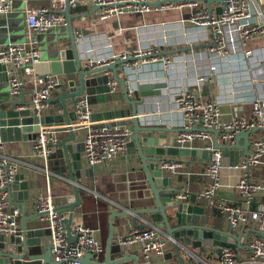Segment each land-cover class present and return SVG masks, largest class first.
<instances>
[{
	"label": "crops",
	"instance_id": "obj_1",
	"mask_svg": "<svg viewBox=\"0 0 264 264\" xmlns=\"http://www.w3.org/2000/svg\"><path fill=\"white\" fill-rule=\"evenodd\" d=\"M192 1L195 2L183 8H171L166 4H159L157 9L148 13L126 10L103 20H94V14L99 8H96L97 4L93 0H80L75 8H71V12L78 15L72 19V24L77 39L79 57L85 68L90 67L86 60L88 48H95L94 50H97L98 55H106L107 52H110L115 56L120 53L132 55L140 49L150 47H157L160 51L172 50V52L166 53L172 60L170 65L163 68L159 66V70L154 68L152 70V67L142 65L135 72L131 82H136V85L134 84L136 89H133L129 96L131 98L138 97V83L166 84L165 87L160 88L158 94L143 97L142 102L137 105V112L141 125L162 127L167 136H172L175 145L177 144L175 136L182 128L181 114L174 107L171 100V93L175 87L187 86L199 99L217 101L222 112V120H228L234 115L248 117L251 99L264 96V39L257 35L247 42L242 51L224 53L221 57L212 55L209 51V46L213 43L210 27L196 26L189 21L192 14L207 9L205 1ZM245 1L250 3L253 11L256 10L252 0ZM29 2L36 6H49L51 4V0H29ZM222 7L223 1L211 2V14L217 16ZM252 18L254 21L260 20L257 13H254ZM26 29L24 2L12 0L10 10L0 14V46L25 43L27 40ZM48 32H52L59 38L57 40L59 48L65 49L68 47L66 28L64 24H61L55 28L39 30L34 33L37 38L38 50H40V46H38L40 45V39ZM87 38L90 40L88 43L85 40ZM83 40L85 41L83 42ZM106 44H109L108 48H106ZM212 63L216 64L217 69L212 72L211 77L201 84L195 83V78L199 74L209 72V66ZM10 70L11 66H7L6 80L0 82V88L3 92L16 97L17 95H13L10 91ZM107 72H111V70L106 69L103 73L106 75ZM18 74L20 78H29L21 72H18ZM118 74L125 77L126 84H128L127 73L119 71ZM58 77L60 84L50 90L48 106L41 110V115L62 113L59 101L54 100V98L62 91L63 84L68 89L67 81H74L73 85H78L76 73L60 74ZM97 85H100V83ZM32 86L33 83L30 81L27 86L21 89L24 91L26 101L30 100ZM94 95L96 96L90 104L95 125H100L101 122L106 121L97 118V113L108 109L129 107L123 97L121 85L117 81L113 90L109 89V91ZM66 102L68 115L74 118L72 120L73 125L76 119V108L69 99H66ZM126 126L133 132L132 122L126 124ZM50 127L54 128V126ZM73 128L75 131L74 138L66 142L67 145L72 144L73 146L71 151H68L69 162L80 160L82 167L90 168L93 171V176L99 177L96 185L89 187L84 186L85 184L82 181L85 179L84 177L75 179L81 202L72 211V223L76 220H82L93 229L94 236L100 243V250L93 254L92 262L103 263L109 257L113 261L121 259V261L113 264H218L220 253L216 246L205 245L203 251L199 246L192 247L190 250L180 248L179 253H177L173 245L174 240L166 232L159 213L145 212L134 215L131 212L136 209L156 207L155 204L145 205L146 201L135 192L132 198L124 196L122 177L129 173H139L141 170L140 156L131 138L122 153H118L107 163L91 166L87 162L83 147L85 129ZM55 131L57 143L52 146V151L48 157L52 167L50 169L48 167L46 170L48 172L51 170L50 173H47L49 174V182L52 184L49 194L54 207L67 217L69 209L65 205L74 201L75 197L71 188L73 182L69 179L66 166V155L61 143L68 139L67 137H70V133L67 129H55ZM258 132L259 129H256L250 133L249 140ZM156 133L158 132H154V134ZM212 136L214 138V133H212ZM35 138L36 136L32 133L31 138L19 141H3L2 148H0V160L6 157L11 162L16 163V172L25 175L28 179L42 177L43 168L47 167L35 153L33 147ZM218 141L220 142L219 138ZM238 143L244 145L245 138H241ZM189 148L209 150L204 147L202 139H194ZM165 157L180 163L177 172L166 171V174L173 177V186L184 189L186 193L184 200L189 201L192 197H195V204L204 206V212L200 214L197 224H203V218L207 216V225L221 231L233 232L241 244V247L237 250L239 258L247 259L250 252L249 244L256 231V223L253 221L246 224L240 223L237 228L233 229L224 215L213 213L212 209L207 207L205 199L199 196L209 182L205 170L210 157L207 154L201 156L165 155ZM222 166L221 176L224 185L218 190V196L233 204H241L242 199L235 183L242 174L243 169L231 164L222 163ZM261 170H264V162L250 170L251 177L259 180L260 176L256 174ZM138 176L134 178L138 179ZM30 193L31 196L26 200L25 207L18 198L12 200V204L19 207L18 223L20 232L25 226L26 231L30 234L26 237L25 243L20 241L18 250L20 255H24V259H20L21 263L42 264L43 259L41 256L45 255L47 251L51 253V234L47 224L37 223V227H32L33 222H37V218L32 217L36 211L34 199L42 195V189L38 187L30 190ZM260 206H264V192L255 194L252 207ZM123 211L129 212V214L118 215ZM166 211L169 212L170 210L166 209ZM111 214L116 215L112 218L114 237L110 242L108 252L106 246L110 233ZM136 224L142 225V229L155 227L159 235L168 239L169 242L162 254H152L148 259H145L141 254L139 244L121 245L118 242L117 236L126 234L133 228H138L135 226ZM1 245L0 237V249H2ZM12 245L10 244V247ZM119 246L120 249H118ZM0 264L6 263L0 262Z\"/></svg>",
	"mask_w": 264,
	"mask_h": 264
},
{
	"label": "built area",
	"instance_id": "obj_2",
	"mask_svg": "<svg viewBox=\"0 0 264 264\" xmlns=\"http://www.w3.org/2000/svg\"><path fill=\"white\" fill-rule=\"evenodd\" d=\"M12 0H0V14L8 12ZM24 2L25 21L27 25L25 43L7 44L0 46V63L11 66L9 71L10 91L13 95L32 81L30 96V109L34 115H41V110L48 106L50 90L60 84L57 75H39L33 69V63L38 60L39 50L35 32L47 30L64 24L62 11L68 6L75 8L80 0H51L49 6H36L29 0ZM90 1V0H88ZM99 5V10L94 14V20H103L112 15L123 13L126 10L148 13L158 8L152 5L151 0H93ZM163 1L171 8H183L192 5V0H154ZM256 10L253 11L249 2L245 0H223V7L217 16L210 10L202 9L190 16V22L196 26L210 27L213 43L209 46L212 55L221 57L224 53H236L244 50L247 42L257 35L264 39V0H252ZM257 13L259 21H254L253 14ZM87 43L90 41L85 39ZM83 40V42L85 41ZM109 44H106L108 48ZM95 48H88L87 63L90 67L108 63L116 58L128 56L120 53L115 56L107 52L106 55H98ZM138 60H132L124 65L127 73L128 93L136 89V82H131L132 76L142 65L159 70L171 64V58L157 47L140 49L132 54ZM140 61V62H139ZM216 63V62H215ZM215 63L209 66V72L199 74L195 83L201 84L210 78L212 72L217 69ZM154 68V69H153ZM18 72L29 78H20ZM153 72V71H152ZM110 73V72H107ZM130 81V82H129ZM110 89L116 85L112 77L107 82ZM135 84V85H134ZM138 85V84H137ZM172 104L181 114L182 128L175 136V142L180 147H190L194 139H202L204 147L211 151L209 164L205 174L209 177L208 185L203 188L199 196L206 201L207 207L215 206L221 215H224L231 228L248 222L256 223V231L249 244L250 252L247 259H240L237 250L224 247L219 254L218 264H264V206L252 207L255 194L264 192V182L252 178L250 170L264 162V96L251 99V107L248 117L234 115L228 120H222V112L215 100L203 101L196 97L187 86H177L171 93ZM76 119L73 127L84 128L83 139L84 153L89 165L107 163L118 153H122L127 146L132 131L126 125H95L91 104L86 96L80 97L76 104ZM257 127L259 132L249 140V153L243 155L236 167L243 169L238 177L235 187L241 196V204H233L223 197L218 196V190L224 185L222 181V149L214 147V138L210 129H215L220 144L231 145L234 143L236 133L251 130ZM252 133V132H251ZM57 143V135L54 128L42 126L34 139L33 147L46 164L52 146ZM3 141L0 138V148ZM161 167L173 173L180 168V163L169 159L161 161ZM17 165L4 157L0 160V234L19 236L18 223L19 207L12 204L9 183L12 182ZM177 197L184 199L186 193L182 189ZM35 206L40 211H46L42 219L47 221L50 231V250L54 264H86L82 257L85 253H97L100 243L95 238L93 229L82 220L71 223L70 235L66 232L65 216L55 207L51 195H40L34 199ZM73 241H69V237ZM117 240L121 245H140V251L145 259L152 254H162L168 244V239L159 235L157 228H133L128 233L118 235Z\"/></svg>",
	"mask_w": 264,
	"mask_h": 264
},
{
	"label": "water",
	"instance_id": "obj_3",
	"mask_svg": "<svg viewBox=\"0 0 264 264\" xmlns=\"http://www.w3.org/2000/svg\"><path fill=\"white\" fill-rule=\"evenodd\" d=\"M205 1L206 8L210 10V3L213 1L223 0H202ZM163 1H151L152 5H159ZM96 5V8H99ZM64 16V25L66 28V37L68 39V47L65 49L57 46L58 37L52 32H48L40 39V50L38 60L33 63L34 71L39 75L52 74L59 76L60 74L76 73L78 76V85H73L74 81H67L68 89L64 84L60 94L54 98L59 101L62 107V113L56 115H34L30 109L31 101L24 99V91L20 90L17 96L5 93L0 88V138L2 141H19L21 139L31 138L32 133L38 135L42 126H54L56 130L67 129L70 137L65 139L61 146L65 153L66 166L69 173V179L73 182L71 188L74 195V201L65 205L69 209V214L65 217L66 232L70 235V226L72 223V211L75 206L80 204L81 198L79 188L75 183L76 178L84 177V186L89 187L96 185L99 177L93 176V171L90 168L81 166V161L69 162L68 151L72 149V144L67 145L66 142L73 140L75 131L72 125V120L68 115L67 102L75 106L77 100L82 96H87L91 103L97 93L109 91L107 84L110 77L115 79L122 88V93L125 101L129 104L128 108L108 109L96 114L97 118H102L106 121L100 125H126L133 123V132L131 139L140 156L141 170L139 173H129L122 177V189H124L125 197L132 198L135 192L146 201L145 205H156L155 208H143L131 211L134 215L141 213H159L160 218L165 225V230L169 236L174 240V247L179 253L180 248L190 250L192 247L199 246L204 250L205 245L216 246L220 253L222 248L228 247L238 250L241 244L237 240L233 232H226L207 225L208 217L204 216L203 224L199 222L200 214L204 212V206L195 204V197L189 201L177 197L182 189L173 186V177L166 174V170L161 167L160 163L164 160H169L165 155H181V156H201L207 154L211 156L210 150L180 147L173 144L172 136H167L163 132L162 127H151L148 125H141L137 112V105L143 100V97L158 94L160 88L165 87V83H138V97L131 98L128 93L126 78L118 74L119 71H124L125 63L139 59L136 56L128 55L123 58H116L108 63L100 64L94 67H84L79 57L77 39L74 34L72 19L78 16L71 12V9L66 6L62 11ZM37 39V38H36ZM172 50H163L161 53H170ZM109 69L110 73L103 72ZM104 74V75H103ZM7 65L0 63V82L6 80ZM100 85H97L99 84ZM49 100V99H48ZM52 100V99H51ZM94 119V115H93ZM99 125V124H98ZM57 126V127H56ZM257 127L251 130H244L236 133L234 143L231 145H223L217 142L218 132L215 129H210L214 133V147L222 149V163L236 165L241 156L249 153L248 146L249 134L255 131ZM154 132H158L154 134ZM245 138V144L239 145V140ZM66 145H65V144ZM51 162L47 160L46 168L42 177L35 179H28L21 173H16L8 189L10 191L11 201L18 198L22 201L23 206L26 205V200L31 196L30 190L35 188L42 189V195L45 196L50 193L52 184L49 182L47 170L52 166ZM46 171V172H45ZM139 175L138 179L134 178ZM126 190V191H125ZM127 192V193H126ZM134 202V201H132ZM35 206V203H34ZM166 209L170 211L167 212ZM35 214L33 218H37V222H33L32 227H37V223L48 224L42 216L47 213L40 211L35 206ZM129 212L123 211L118 215H128ZM116 214H111L110 233L106 249L109 252L110 242L113 239V225L112 218ZM138 229H142V225H135ZM31 228V227H30ZM30 234L26 231L25 226L20 232L19 236L6 237L0 234L2 249H0V262L6 264H23L20 259H24V255L19 254V243H25L26 237ZM33 241V239H32ZM69 241H73V237H69ZM36 243V242H35ZM10 244L12 245L10 247ZM120 249V246L118 247ZM93 253L87 252L83 255L82 260L86 264H113L117 261L111 260L109 257L105 262H92ZM42 264H54L51 259L50 251L45 252L41 256ZM183 264V263H182Z\"/></svg>",
	"mask_w": 264,
	"mask_h": 264
},
{
	"label": "trees",
	"instance_id": "obj_4",
	"mask_svg": "<svg viewBox=\"0 0 264 264\" xmlns=\"http://www.w3.org/2000/svg\"><path fill=\"white\" fill-rule=\"evenodd\" d=\"M256 175L260 176V179L264 181V170L258 171V173ZM209 208L212 209L213 213L215 212V213L219 214V212H218V210H217V208L215 206H212V207H209Z\"/></svg>",
	"mask_w": 264,
	"mask_h": 264
},
{
	"label": "rangeland",
	"instance_id": "obj_5",
	"mask_svg": "<svg viewBox=\"0 0 264 264\" xmlns=\"http://www.w3.org/2000/svg\"><path fill=\"white\" fill-rule=\"evenodd\" d=\"M40 44V43H39ZM39 46V45H38Z\"/></svg>",
	"mask_w": 264,
	"mask_h": 264
}]
</instances>
